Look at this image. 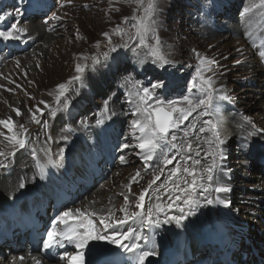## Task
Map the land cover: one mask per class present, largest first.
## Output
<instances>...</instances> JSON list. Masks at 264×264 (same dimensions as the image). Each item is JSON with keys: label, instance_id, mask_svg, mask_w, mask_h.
Masks as SVG:
<instances>
[{"label": "rangeland", "instance_id": "obj_1", "mask_svg": "<svg viewBox=\"0 0 264 264\" xmlns=\"http://www.w3.org/2000/svg\"><path fill=\"white\" fill-rule=\"evenodd\" d=\"M252 2L253 0H158V24L155 28V35L159 36L162 42V50L169 61L168 64L160 66L153 62L150 48L141 46L134 39L135 25L138 23L139 17L143 15V8L136 5L133 0H70V2L69 0H52L51 8L48 7L47 9L37 2L26 4L25 0H0V20H2L0 31H7L12 24H18L17 20L20 16L23 17L24 13L22 5L28 8L35 4L40 8L31 11V13H39V16H27L24 18L27 23H23L26 25L30 22L39 26L36 32L40 35L38 39L35 41L31 39L34 31L32 28L17 25L21 30L18 33L20 39L7 40L26 45L29 52L37 47L35 51H31L32 53L28 56L27 52H23V54L25 53L23 60L18 54L0 64V72L3 73V78L0 79V97H4L3 102L0 98V102L4 105L3 111H0V120L11 118L17 126L15 128L17 132L22 131L18 127L21 124L27 129L25 134L27 142L24 148H13L7 140L0 141V144L3 145L0 146V151H4L7 155L6 160L4 157H0V160H3L6 165L0 167V173H6L4 176V179L7 178L6 180L14 177V173L17 171L10 169H13V163L16 159L18 160L17 155L21 151L19 162L25 158L30 160L32 163L30 167L33 172L38 167L37 161L46 166L44 173L37 176V179L30 178L29 183H23V188L19 186L18 191L15 193L8 192L7 198L0 199V213L21 199L25 200L26 197L36 193L45 185L53 187L51 190H59L58 187L63 183L64 186L68 185L66 181L71 182V180L63 178L65 175L56 163V159L60 153L64 154L62 150L65 148L71 147L74 151L77 146H83L84 150L77 151L75 154L81 166L83 165L85 168L92 166L91 172L96 171L94 174L96 177L93 176L94 182L91 192L96 188V191L101 194L106 193L111 196V193L101 188V184L105 182V177H108L106 182L110 180V185L115 190L116 187L111 182L117 184L116 191L118 189L123 190V196L132 200L130 204L111 208L100 217L92 215L98 220L101 228H104V224L100 222L102 217L106 223H114L124 218V212L120 209L126 207L129 213L135 211L142 213L141 219L130 220L132 225H126L125 228V232L133 231L137 235L148 231L147 235H142L144 239L139 241L140 244H146L148 240L150 241L149 238H146L151 233H154L151 235L152 237L165 234L168 240L167 245L172 246V254H179L181 250L185 249L190 250L189 253L186 252V258L190 254L195 258L196 255L203 253L199 251L197 254H193L189 239L185 243V237H183L186 234L194 240L196 238L201 239L199 237H203L204 234L199 230H185L182 225L177 226L163 221H160L158 225H147L142 222L143 219H146L149 209L152 210L153 220L159 218L153 214L152 207L160 203L159 198L162 193L171 189L168 175L174 167H177L178 161L163 167L165 171L160 180L156 181V184L145 194L142 209L136 208V204L139 202L140 193L148 187L149 183L138 188L135 176L137 171H141L142 176L152 180L155 175L160 174L154 172L158 170L164 155L171 153L172 157H177V152L171 145L174 144V140L175 142L178 141L176 137L179 136L180 131H182V136L185 133L187 135L197 134L208 136L213 141L214 137L212 132L207 130L209 125L206 123L207 121L215 123L212 119V111L207 114L202 108L193 111L187 120L182 121L177 128L171 130L168 139L169 146L164 150V154L160 155L157 152L151 161H144L143 153L138 147L139 140L137 137L139 133L134 129L132 123L135 120L144 119L143 114L136 111L138 106L143 107L135 96L138 89L146 87L151 90L152 99L148 103L152 108L163 107L167 110L168 102H176L175 106L177 107H188L182 99L184 96H190L194 100L196 97L203 96V90L192 89V81L196 78L197 68H203V74L213 80V86L218 90L215 94L217 97L221 95L233 96L239 108L247 103H256L257 108L245 117L254 116L256 120H261L263 123L262 127H255L253 130L245 128L244 131L233 133V141L229 144L230 148H223L226 157L224 161H234L227 167L229 168L228 171L224 173L229 182L235 180L229 174L230 168L237 167L239 163L246 167V169L240 168L237 177L241 178V181L248 182L246 185H239L242 190H235L234 192L232 189L227 202L229 209L239 214L240 217L235 223L224 222L218 216V220H210V223L213 224L214 222L217 227L216 231L220 242L227 238L237 242V246L242 249L239 250L241 255V252L245 251L242 247L243 243L247 244L248 242V237L246 238L248 232L253 234L264 233V224L258 220L259 217L240 209L245 204L239 198L255 191L259 185L257 182L263 177L261 167L264 166V149H262L264 148V59L258 55L259 47L264 42V37L261 35L264 33V9L254 10L246 17L241 16L242 10ZM4 15H7V21L1 18ZM125 17L127 21H125ZM63 18L68 21L67 23L64 22L66 25H57ZM31 19L36 21H28ZM41 20H44L43 25L38 22ZM206 20H210L209 22L213 26L207 24ZM222 22H227V24ZM223 26L227 29L221 30L220 27ZM53 32L57 34L55 40L60 39L61 42L62 48L59 53L60 51L65 52L61 67L64 73L57 78L47 75V70L53 71L49 61L52 55L50 46L44 44V36L51 35ZM104 33H108V37ZM149 41L154 43L151 33L149 34ZM3 52L0 50V53L3 54ZM53 55L56 56L54 53ZM3 56L5 57L4 54ZM245 57L251 59L255 66L249 64L244 66ZM201 58L206 59L208 63L202 65ZM14 59L17 61L16 65L12 64ZM77 65L83 66L84 71L79 74V80H73V77L78 75L76 72ZM28 67L34 73L33 75L28 73ZM44 68L46 72L43 70ZM253 70L256 73L255 78H251ZM126 78L128 83H125ZM158 83L163 86L153 89L152 85ZM59 84H65L68 91L58 103L56 96L58 95ZM197 84L199 87V81ZM157 100L161 102L159 105H157ZM105 101L108 103L107 112L104 111ZM225 102L229 104L230 110L237 112L236 105H233L231 100ZM15 103L19 106L20 115L15 114L11 108V105ZM53 112L55 115L52 114ZM33 114L40 123H36L32 119ZM57 118H62V122L59 119L60 124L54 129V135L58 136V144L55 145L56 142L50 135V129L55 125L53 121ZM198 120L204 121V124L199 125ZM201 127H204L206 131L200 132ZM6 132L9 133L7 128ZM242 132L247 134L245 135L248 136L246 140L242 136ZM125 145L128 146L125 147ZM213 147H216L214 143ZM258 147L263 152L261 155L255 156L252 153L257 151ZM239 151L246 152L245 156L238 155L241 153ZM65 153L66 155L63 156L66 160L68 150ZM231 153L236 154L232 156ZM100 157L105 159L102 166H106V171L108 167L111 168L110 165L115 166L113 180L110 179L112 177L111 172L109 176L98 177L97 172L99 175H103V171H99L100 167L94 161L99 160ZM232 157L233 159H230ZM253 164L255 166H252ZM250 175L255 177L256 183L254 178L253 180L248 179ZM90 193L82 192L79 202L86 201ZM154 193H156L155 196ZM260 194L264 193L260 192ZM210 196L211 193H207L206 203L212 197ZM213 199L216 200V197ZM256 199L260 204H264L260 197ZM86 203L88 205L89 201L87 200ZM207 204L206 219L212 215V210L208 208ZM260 204L255 209L258 207H261L260 210L263 209V205L260 206ZM50 213L51 210L48 214ZM78 215L76 214V216ZM241 215L242 217L247 216L248 220H244ZM259 215L263 219V216ZM249 218L252 219L249 220ZM257 221H259L258 224ZM210 223L202 224L206 226ZM154 226L156 229L153 228ZM144 227L151 228L144 230ZM183 239L182 249L178 251L180 249L178 245ZM135 242L138 243V241ZM261 244L263 245L264 242L261 241ZM200 246L195 244L193 248L196 251L199 250ZM258 249L260 252L261 248L258 247ZM254 255L257 254L254 253ZM106 256H108L107 253Z\"/></svg>", "mask_w": 264, "mask_h": 264}, {"label": "bare ground", "instance_id": "obj_2", "mask_svg": "<svg viewBox=\"0 0 264 264\" xmlns=\"http://www.w3.org/2000/svg\"><path fill=\"white\" fill-rule=\"evenodd\" d=\"M34 2L39 3L40 5L45 7L46 9L48 7L51 8L50 6H52V0L51 1L50 0H34ZM37 8L38 7L36 5H33L30 8L31 9L30 12L34 11V9H37ZM25 10H26V6L23 5L22 11H25ZM53 13L54 12H52V14ZM27 15H28V13H26V14L24 13L23 17L20 16L19 20H17L18 24L16 23V25L19 26V25H23V23H27V20H24V18H27V17H25ZM66 20H67L66 18L61 19L60 23L57 25H61V26L66 25V23L68 22ZM23 21H26V22H23ZM28 21L32 22V21H36V20L31 19ZM209 21L210 20H206V23L211 24ZM38 22H41V24H42L44 22V20H41ZM64 22H66V23H64ZM19 23H22V24H19ZM222 23L227 24V22H222ZM211 26H213V24H211ZM23 27H29V28H32L34 30L33 34H32V38H31L33 41H35L36 39H38L40 37V35L36 34L37 30L39 29V26L37 24L35 25V24H32L29 22L28 24L23 25ZM220 29L226 30L227 28L225 26H223V27H220ZM56 36H57V34H55L54 32L51 35L44 36V39H45L44 44L46 46L47 45L50 46V48H51L50 52L52 55V57L50 58L49 61H50L51 66L53 67V71L49 72L47 70V75L57 78V77H61L62 73H64V71L62 70L61 67H62L63 56L65 55V52L60 51V53H59V50L62 48V46H61L60 39L55 40ZM52 43H53V46H51ZM6 45H10L11 47L9 48ZM36 48L31 49V51L32 52L35 51ZM27 49H28V47L24 44L21 45L15 41H7L3 38H0V50H3L4 51L3 54L5 55V57H4L3 54L0 53V64H2L3 62H7L8 59H10L13 56H16L18 54L21 55L20 58L23 60L25 58L24 57L25 53L23 54V52H27L26 53L27 56L32 53L31 51L30 52L27 51ZM56 51H57V53H56ZM52 52L54 54H56V56L53 55ZM55 57H56V59H55ZM21 59H19V60H21ZM244 61H245L244 66H245V64L254 65V62L251 59H249L248 57H245ZM23 62L25 64H27L25 61H23ZM16 63H17V61H16V59H14L12 61V64L16 65ZM29 69L30 68L28 67V70H27L28 73L29 74L31 73L33 75L34 73L31 72ZM43 70H45V72H46L45 68ZM74 76H75V74H74ZM255 76H256V73L253 70L251 73V78L252 77L255 78ZM1 78H3L2 72H0V79ZM218 89H221V88H218ZM1 100L3 102L4 97H2ZM230 100L232 101L233 105L234 104L236 105V111L237 112H233L232 110H230L229 104L225 101H217V103L220 105L219 115H217L216 112L212 111V119L214 120V122L218 126V130L221 134V138L226 140L225 145L222 146L223 148H226V149H227V147H229L230 142L233 141V138H232L233 133H239L240 131H244L245 128H248V130L249 129L253 130L255 127H262L263 126V123L261 122V120H256V117H254V116L249 117V120L251 121V123L244 120L245 116H249L257 108L256 103H254V102L247 103V104H244V106L239 108V107H237L238 105L236 104L235 98L233 96L230 97L229 101ZM2 102H0V111H3V109H4V105ZM11 108H12L13 112L16 114L15 110L19 109V106H18V104L15 103L14 105H11ZM59 119H61V122H62V118L55 119L53 121L55 123V125L53 126L52 129H50V133H51L50 135L54 139V142H56L55 145L58 144V136L56 137L54 135V129L60 124ZM197 123L199 125H203L204 121L198 120ZM0 133L4 134V135H0V141H4L5 136L9 135V133L6 132V128L3 125H0ZM179 133H178L179 136L176 137V138H178V141L177 142H175V140L173 141V143L176 146L174 148V150L177 152V157L173 160V162L178 161L177 166H180L181 168L182 167H189V168L195 167L197 173L200 174L204 168H206L208 165H210L212 163V158H211V156H209V153L213 152L215 150V147H213L212 139L208 136L205 137V136H200L197 134L196 135H194V134L187 135L185 133V135L183 134V136H182V131H180ZM245 135H247V134L246 133L243 134V132H242V136L246 140L248 136H245ZM186 138H188V139H186ZM263 140H264V137H263ZM189 143L192 144V149L190 152H189L188 147H187V145ZM0 146H3L2 143L0 144ZM82 149L84 150L83 146L82 147L77 146L74 151L71 149V147L65 148L62 150V153L64 152V154L60 153V155L56 159L57 160L56 163L61 167L62 171L65 173L66 179L71 180L70 186H64V183L60 184V186L58 187L59 190H55V191H51V190H49V188L43 187L42 193L40 195H36V194L32 195L26 201L24 199H21V201L15 203L13 206L9 207L8 209H6L0 213V264H36V262L39 261V258L37 257L39 252H37V248L36 247L35 248L34 247L33 248L26 247L25 248V245H23L22 242L27 241V235H28L30 230H34L35 232L40 233L42 227L44 225H46V223L49 221V218L45 217V214L42 211V209L45 208L46 210H44V211H49L50 208H52V204H49L51 202L50 201L51 198H53L52 201L54 203V207L52 210L54 212L59 210V212L57 214V220L54 223L56 231L61 226L66 228L65 225L60 224L58 222V217L61 215L62 212L71 211L73 216H76V214H78V213L75 212L76 213L75 214L73 210L80 209L84 213H88V212L95 213V215L97 217H100V215H102L103 213H106L111 208L113 209L116 206L118 207V206H123L126 204L124 196H123L124 191L119 190V189H118V191H116L118 188L117 184H115L114 182H111L116 187V190H115L114 187L110 185V180L106 182V179L108 177H105L106 178L105 182H103L101 184V188H103L107 192L111 193V196L107 195L106 193L101 194L99 191H96V188H95V190H92V192H91L93 182H94L93 181V173L95 171L91 172L92 166L85 168V166L80 165V162H79L78 157L75 154V152L81 151ZM262 149H264V148H262ZM67 150H68V156L65 160L64 159L65 156H63V155H66L65 151H67ZM260 150H261V148L257 149V151H255V152L253 151L252 154L255 156H257V155L259 156L263 152ZM244 151H246V150H244ZM21 152L17 155L18 160L16 159V161L13 163L14 164L13 169H10V170H16L18 175H16L17 173L15 172L13 178H11L10 180H6L7 178L4 179V176L6 175V173H0V199L1 198L3 199V197L7 198L8 192L9 193H15L16 191H18L17 189L19 188V185L21 182H23L25 184L29 183L30 178L37 179V176L43 174L45 171L44 168H46V166H43L38 161H37V166L38 165L39 166L37 167L38 171H37V168H35V171H37L36 173H35V171L33 172V170H31L30 165L32 163L30 160H26V158H25L19 162V157L21 156L20 155ZM239 152H241V151H239ZM245 153L241 152L238 155H240V156L244 155L245 156ZM231 154H232V156H235L236 153H231ZM50 156H51V154H50ZM62 156H63V158H62ZM189 156L191 157V160L188 159ZM79 158H80V155H79ZM165 158H172V154L168 153V155H166V156L164 155V158L161 160V163H160V166L158 167V170L163 169V167L165 166V163H164ZM196 159H199L201 161L200 165H193L192 164V161L196 160ZM230 159H233V157ZM44 160H45V158H44ZM104 160H105L104 157H100L99 160L94 161L95 164H97V166L100 167L99 171H103V175H99V177H101V176L104 177V175L109 176L110 172H111L112 177L110 179L113 180L114 173H115V171H114L115 166L110 165L111 168L108 167L107 171H106L105 170L106 166H104V167L102 166ZM233 162L234 161H232V160L227 161V162L220 161L217 157V163L220 167L217 170L215 182L212 183L211 185H209L207 181L204 182L205 186L208 187V191L198 190V192L195 195V199L199 203H198V205L194 206L192 209L194 214L187 215L186 219L182 223L183 229H185V230L197 229L201 233H203L204 236L199 237L201 239L196 238V240H194L193 238H190V236H188L186 234H185V236L183 235V237H185V243H187L188 242L187 239H189V241H190L189 245H190V247L192 245L191 248H192L193 254H197L199 251H202V252L205 251V253L207 252V255H208L209 252L215 251V252H218V254H217L218 258L220 257V255H225V256H228L229 259H235L238 261H243L242 264H251V263L257 264L259 262L255 261V259H253L255 257V255H254L252 249L256 250L258 252V244L257 243L264 240V234H259V233L253 234L252 237L249 235L247 238L248 239L247 244L243 243V246H242L243 249H245V251H242L241 255H240L239 250L241 251L242 249L240 246H237L238 243L233 242L230 238H227V239L222 240L220 242V238L217 235L218 233L216 231L217 227L215 226V223L214 222H213V224L210 223L211 219L218 220L217 216L220 217V219H222L224 222H231V223H235L237 218L240 217L239 214H237L236 212H233V210L231 211L229 209L228 203L226 205V204L218 202V200H223V201L228 202L231 190L233 189L234 192H235V190H242L239 185L240 184L246 185V182H248V181H245L243 179H242L243 181H241V178L237 177V172L240 170V168L243 167V164H240L239 162H237V163H239L237 167L230 168L231 170L229 171V174H231L233 176V178L235 179L233 182H229L228 181L229 179L224 176V173L228 171L227 169H229L227 167L229 165H231V163H233ZM252 166H255V164H253ZM243 169H246L245 165H244ZM259 169H260V167H259ZM71 170H73V171H71ZM158 170H156L154 173L158 172ZM164 171L165 170L163 169V172ZM139 173H140V175L135 176V177L137 180L138 188H142L143 185H146V183L148 184L151 180L142 176L141 171H139ZM97 174H99V173L97 172ZM234 174H235V176H234ZM261 174L263 175V177L261 178L260 181L257 180L258 181L257 183L259 185L255 188V191H254L255 193L252 192V194H245L242 197L240 196L239 198H241L242 203L245 204V206H242L240 209L246 210L248 214L252 213L253 215L258 216L259 217L258 220L264 224V204H262V203L260 204L258 201H256L257 200L256 198L260 197V199L264 202V194H260V192L264 193V166L261 167ZM168 178H169V175H168ZM253 178H254V182H255V177H253L252 175H250V177H248L249 180H253ZM173 179L177 183L181 184V186H184V180L187 179L190 181L191 177H188L187 174H181V175H178L177 177H175ZM170 183H171V189H172V182L170 181ZM220 186L227 187L230 189V191H228L226 193L225 192H216L215 188L220 187ZM259 187H261V189H258ZM83 189L87 190L88 193L91 192L90 195L87 196L88 197L87 200L89 201V204L87 205V203H86L87 200L86 201L82 200V201L78 202L76 205H74V202H76V201H73L72 197L74 195L80 197ZM169 190H167V192H165V193H162L161 196L159 195L160 196V198H159L160 203L159 204L164 207V211L163 212L158 211L155 207L156 205L154 207H152L153 211H154L153 214L158 216L159 217L158 219L161 222L162 221L164 222V220L166 218L170 219L173 216L181 215L182 213L179 211L180 207L184 208L185 214L188 213V211H189V208L187 206L183 205L182 201H174V199H171V200L169 199L170 195H172L173 197L175 195L174 192H170ZM207 193H211L212 197L210 196L211 197L210 200H213L212 204L206 203ZM241 193H243V192H241ZM155 194L156 193H154V196H155ZM122 196H123V198H121ZM215 197H216V200L213 199ZM83 198L84 197H82V199ZM156 200H158V199H156ZM214 200H215V202H214ZM131 202H132V200H128L127 203L130 204ZM156 202H158V201H156ZM105 203H106V205H105ZM169 204H172L173 206L171 208H168L167 205H169ZM206 204L208 205V208H211V210H212V215L208 219L205 218ZM259 204H260V206L263 205V207H262L263 209L260 210L259 208H261V207H258V209L257 208L255 209V207ZM106 206L108 209L107 208L105 209ZM47 214L48 213H46V215ZM259 214H261V216H263V219L260 217ZM241 217H242V215H241ZM88 218H90L92 220L93 225L96 228V231L100 232L101 234L106 233L107 235H112L113 233H123V232H125L126 225H129V226L132 225V222H128L126 224L120 225L118 228L105 229V228L100 227L99 222L95 217L90 216ZM242 218L244 220H246V219L248 220L247 216L242 217ZM251 219L252 218H249V220H251ZM259 221H257V224ZM202 223H204V224L210 223V224L205 226ZM172 224L176 225L175 222H172ZM31 226H32V228H31ZM150 228L151 227H148V228L144 227V230H149ZM153 228L156 229V226H154ZM133 229L136 230V228H133ZM147 232L148 231H146V232L144 231L143 233H140V235H143V234L147 235ZM131 233H133L132 238L128 241H124V243H132L133 241H135V236L137 234H135L133 231H131ZM157 233H159V232H157ZM152 234H154V233L149 234L148 237L146 238V239H148V238L150 239V241L153 244L152 246L149 245V247H148V245L140 244V242H139L140 240L138 241L139 250H141V251L152 252L151 249L153 248V246L157 247L154 250L155 254L148 256L146 258V260L144 261V264H160L164 260L165 261L162 264H191L192 260L194 259L193 255L190 254L186 258V252L189 253L190 250L189 251H187L185 249L181 250L182 246H183L184 239L181 240L180 244L178 245V248H180L178 251L181 250L180 253L179 254L178 253L172 254V251H171L172 246L169 247L167 245L168 244V240L166 238L167 235L163 234L162 236H158V237L153 236L152 237L151 236ZM199 235H200V233H199ZM209 241H212L215 244H209L210 243ZM195 244L199 245V246L204 245V244L205 245L200 246L198 248L199 250L195 251L193 248V245L195 246ZM4 246H5V249L3 248ZM54 247H56V252L61 251V254H59L57 258H52L51 256H46L42 259V262L40 264H68L67 260L62 259L61 257H66V256L69 257V256H72L76 252L79 251V249H77L74 244L68 243L67 241H63V240L61 241L60 245H54ZM93 248L105 250L106 253L108 252V250H110L111 253H119L118 256L107 254L110 256V258L109 259L105 258L107 260H103L102 264H125L126 260L129 261V264H134L133 259H132L133 255H134L133 253H127L123 249H118L116 247V245L108 244L106 241H103V240L90 242L89 247L84 249V253L85 254L87 253L89 259H96V258L103 256V254H104V252H97L95 255H93L92 252L90 251V249H93ZM246 249H247V251H246ZM23 251H25V253ZM47 252L48 251H46V253ZM136 255H138V253ZM243 255H245V256H243ZM21 257L23 259H21ZM213 258H216V257H213ZM199 259H200V257L198 258V260H195V261L198 262Z\"/></svg>", "mask_w": 264, "mask_h": 264}, {"label": "snow or ice", "instance_id": "obj_3", "mask_svg": "<svg viewBox=\"0 0 264 264\" xmlns=\"http://www.w3.org/2000/svg\"><path fill=\"white\" fill-rule=\"evenodd\" d=\"M70 2V0H69ZM133 2L143 8V15L139 17L138 23L135 25V37L134 39L141 46H146L150 48V54L153 58V62L158 63L160 66H164L168 64V58L164 54L162 50V42L158 35H155V28L158 24V0H133ZM264 9V0H253V2L245 7L242 12L241 16L246 17L253 13L254 10ZM125 21L127 18L125 17ZM20 29L17 27L16 24H12L11 27L7 31H0V37L5 40H18L20 39ZM152 34V39L154 43L149 41V34ZM106 37H108V33H104ZM264 37V33L261 34ZM132 38V37H130ZM110 39V38H109ZM258 55L261 59H264V42L261 43ZM208 61L204 58H201V64L205 65ZM84 71V67L81 65H77L76 72L78 73L77 76L73 77V80L80 79V73ZM203 68H197L196 71V78L192 81V89L196 91L203 90L202 97H196L194 100L190 96H184L182 99L184 103L188 107H177L175 106L176 102H168L169 107L168 109H164L163 107L152 108V106L148 103L152 99V92L149 88H141L138 89L135 93V96L138 98L140 105L143 107H137V113H142L144 116L143 120H135L133 121L134 129L139 133L137 139L139 140L138 147L143 153V159L145 161H151L156 156L157 152L160 155L164 154V150L169 146L168 139L169 134L172 129L177 128L179 124L188 119V116L191 115L193 111L196 109H203L205 114L209 111H214L219 115V108L220 105L216 102L219 101H227L230 99L227 95H221L217 97L215 94L217 93V89L213 86V80L210 77H206L204 74ZM199 81V87L197 84ZM128 79L126 78L125 83H128ZM162 84H154L152 88L155 89L157 87H162ZM68 91V88L65 84L58 85V95L56 96V100L59 103L60 98L65 95ZM43 103V102H42ZM161 102L157 100V105ZM17 115H20V111L17 109L15 110ZM104 111H108V103L105 101ZM55 115V112L52 113ZM32 119L36 123H40L39 120L36 119L35 114H33ZM245 121L251 123L248 117H244ZM209 125L208 131L212 132L214 140L212 141L216 147L213 152L209 153V156L212 158V163L208 165L203 171L198 174L195 167H174L169 175V180L172 182V189L170 192H174V197L172 195L169 196V199H174V201H182L183 205L189 208L188 213H184V208L180 207L179 211L182 213L178 216H173L170 219L166 218L164 223H172L175 222L177 226L182 225L183 221L186 219L187 215H192L194 212L192 211L193 207L198 205V201L195 199V195L198 190L208 191V187L205 186V181L208 182L209 185L215 182L216 173L218 168L220 167L217 163V157L220 161L225 160V154L223 145H225L226 140L221 138V134L218 130L217 124L213 123L212 121L206 122ZM0 125H3L5 128L8 129L10 135L5 136V140H7L8 144L11 145L13 148L19 147L24 148L26 144V132L27 129L24 125H19L18 127L22 130L21 132L15 131L17 127L14 122L9 118L8 120H0ZM200 132L206 131L204 127L199 129ZM251 134V133H250ZM0 135H4L0 133ZM128 145H125L127 147ZM171 147L175 148V144L171 145ZM189 152L192 149V144L189 143L187 145ZM14 154V153H13ZM0 157H4L7 159V155L4 151H0ZM123 160V157H121ZM175 157L172 158H165L164 163L165 165H169L173 163ZM188 159L191 160L189 156ZM193 165H200L201 161L199 159L192 161ZM6 166L3 160H0V167ZM39 166V165H38ZM157 174L154 178L149 182L148 187L143 189V191L139 195V202L136 204V208L142 209L143 202L145 199V194L148 192L150 188L156 181L160 180L161 175L163 173V169H159ZM181 174H187L188 177H191V180H184V186L177 183L173 178L177 177ZM140 173L137 171L136 176H139ZM135 180V177H133ZM21 188L24 187L23 182L19 185ZM216 192H228L230 191L227 187H216ZM125 203L128 202V197L125 196ZM219 203H223L227 205L226 201L218 200ZM208 204H212V200L207 201ZM173 205H167L168 208H171ZM156 209L160 212L164 211V207L160 204L156 205ZM78 213V216H73L71 211L62 212L61 215L58 217V222L66 226L65 230L57 232L55 230L49 231L47 240L44 243L45 249H50L54 245H60L61 241H67L68 243L74 244L78 252L74 255L69 257H61L62 259H66L68 264H85V253L84 249L89 247L90 242L93 241H106L108 244H114L118 249H123L127 253H133V262L134 264H144L146 258L150 255H154V252L149 251H141L139 250V244L135 241H139L144 239L142 235H136L135 241L132 243H124V241H128L132 238L133 233L131 232H123V233H113L112 235L101 234L100 232L96 231L95 226L90 218V216L95 215V213H88L86 214L81 211L80 209L75 210ZM120 211L124 212V218L112 222H105V219L101 218V223L104 224V228H118L120 225L128 223L130 220L135 221L142 218V213L139 211L129 213L127 208H121ZM143 223L147 225H158L160 223L159 219L153 220L152 218V210L149 209L146 219L142 220ZM62 246V245H61ZM93 255L97 252H103L105 250L100 249H90ZM138 253V255H136ZM107 254L109 255H116L118 256L119 253H111L108 250ZM21 259H23L21 257ZM36 264H40L39 261Z\"/></svg>", "mask_w": 264, "mask_h": 264}]
</instances>
